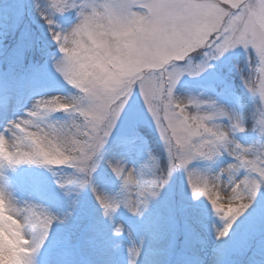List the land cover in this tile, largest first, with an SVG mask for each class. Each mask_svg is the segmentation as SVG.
<instances>
[{
    "label": "clouds",
    "instance_id": "1",
    "mask_svg": "<svg viewBox=\"0 0 264 264\" xmlns=\"http://www.w3.org/2000/svg\"><path fill=\"white\" fill-rule=\"evenodd\" d=\"M0 84V264H264V0H0Z\"/></svg>",
    "mask_w": 264,
    "mask_h": 264
},
{
    "label": "rangeland",
    "instance_id": "2",
    "mask_svg": "<svg viewBox=\"0 0 264 264\" xmlns=\"http://www.w3.org/2000/svg\"><path fill=\"white\" fill-rule=\"evenodd\" d=\"M20 85L10 84V85H2L0 84V90L7 89L10 91L18 90ZM3 92V90H2ZM152 133V131L149 129ZM157 143V140H156ZM158 146V144H157ZM127 147V146H126ZM142 145L139 143L133 144V154L129 156L130 160H140L142 156L139 153H142ZM112 151L117 152V154H123L122 150L113 149ZM158 151L160 149L158 147ZM111 160L116 159L115 153H110L109 158ZM107 163H105L104 168L96 175V189L97 194L101 199H104L105 193H112L117 190L118 182L114 180V177L111 176V173L107 170ZM107 177V178H106ZM16 183L20 185H32V186H41L45 183H50L45 173L39 170L32 171H24L19 173L14 177ZM114 183L116 185L113 187ZM87 203L85 207V215H84V223L87 224L89 222L94 223L97 228L102 232H110L111 223L103 218L99 211H95V200L91 196L89 192L87 195ZM161 204L166 205L171 211L175 212L178 219L185 218L187 215L192 214L193 210L196 209L195 204L191 201L190 195L188 194L186 184L183 183L182 174H178V178L174 181L173 185L170 189L166 190L162 194ZM199 210L196 209V213L198 214ZM127 217V213L123 210L115 217L116 222H125ZM134 220V218H131ZM139 223V222H137ZM238 229L242 230L244 225L243 223L238 224Z\"/></svg>",
    "mask_w": 264,
    "mask_h": 264
}]
</instances>
